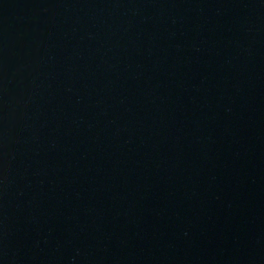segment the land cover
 Segmentation results:
<instances>
[{
  "label": "water",
  "instance_id": "obj_1",
  "mask_svg": "<svg viewBox=\"0 0 264 264\" xmlns=\"http://www.w3.org/2000/svg\"><path fill=\"white\" fill-rule=\"evenodd\" d=\"M0 264H264V0H0Z\"/></svg>",
  "mask_w": 264,
  "mask_h": 264
}]
</instances>
